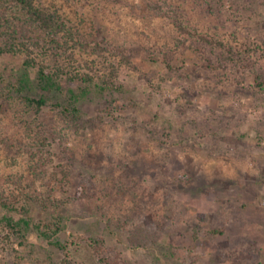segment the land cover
<instances>
[{"label":"rangeland","instance_id":"374dc122","mask_svg":"<svg viewBox=\"0 0 264 264\" xmlns=\"http://www.w3.org/2000/svg\"><path fill=\"white\" fill-rule=\"evenodd\" d=\"M168 1L185 34L147 0H35L76 40L71 59L53 48L39 59L94 82L78 84L89 89L75 119L63 118L56 100L30 117L2 118L0 198L61 227L23 245L0 228V264H102L108 255L264 264V0ZM85 43L133 53L137 68L119 67L124 94L95 92L120 58L98 57ZM167 48L177 70L161 63ZM6 62L0 57L3 70ZM33 191L65 203L28 206Z\"/></svg>","mask_w":264,"mask_h":264},{"label":"trees","instance_id":"16d2710c","mask_svg":"<svg viewBox=\"0 0 264 264\" xmlns=\"http://www.w3.org/2000/svg\"><path fill=\"white\" fill-rule=\"evenodd\" d=\"M146 4L152 11L172 18L174 26L180 33L187 32L186 24L180 19L170 1L147 0ZM71 34L72 31L66 20H63L59 14L39 7L35 0H0V57L8 60L3 65L4 70L0 68V124L3 117L6 118L11 114L18 116L17 114L21 113L24 117L32 116V112L37 114L52 100H56L55 107L63 118L75 119L74 115L79 112L78 104L81 98L87 96L86 92L89 89L87 87L80 89L78 84H92L94 77L88 74L81 76L78 73L72 76L59 68L54 71L44 60L50 48L55 49L57 58L65 56L66 59H71L72 54L75 55L73 50L76 48L74 45L76 40ZM202 38L204 43L214 48L225 47L223 42L216 39L213 41L209 37ZM85 47L90 48L98 57L112 52L113 58H120L119 65H115L116 59L114 62L109 61L104 68V75L99 74L101 83L93 84L94 87L97 86L95 92L124 94L128 89L125 85L119 84V67L123 64L127 70L135 68L133 53L120 50L114 52L98 43H95L94 47L85 43ZM39 52L44 59H39ZM161 53L163 56L161 63L168 70H177L173 63H170L173 59L176 60L175 51L167 48L161 50ZM148 58L146 56L144 59ZM5 69H10L15 77L14 81L9 80ZM78 88L79 91L76 90ZM24 200L29 203L28 206L37 204L45 212H49L52 207L59 208L65 203L60 198L43 196L42 193L35 191L26 193ZM60 227L61 220L35 223L28 214V207L20 209L10 203H4L0 198V228L6 234L20 240L21 245L29 242V235L32 233L41 240L53 238ZM51 244L60 251L65 250L59 239H54ZM120 259L108 255L103 256L99 261L102 264H130L129 261ZM177 261L170 264H179Z\"/></svg>","mask_w":264,"mask_h":264}]
</instances>
